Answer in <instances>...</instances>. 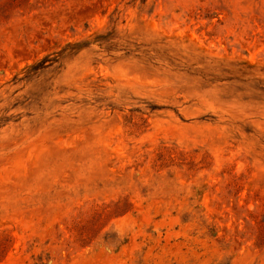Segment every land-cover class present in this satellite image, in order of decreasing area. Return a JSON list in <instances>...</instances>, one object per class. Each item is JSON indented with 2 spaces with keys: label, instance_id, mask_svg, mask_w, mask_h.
Segmentation results:
<instances>
[{
  "label": "rangeland",
  "instance_id": "obj_1",
  "mask_svg": "<svg viewBox=\"0 0 264 264\" xmlns=\"http://www.w3.org/2000/svg\"><path fill=\"white\" fill-rule=\"evenodd\" d=\"M0 264H264V0H0Z\"/></svg>",
  "mask_w": 264,
  "mask_h": 264
}]
</instances>
